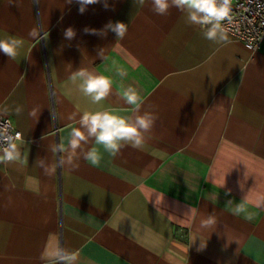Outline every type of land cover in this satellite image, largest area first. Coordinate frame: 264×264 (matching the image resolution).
Listing matches in <instances>:
<instances>
[{
	"label": "crops",
	"instance_id": "crops-1",
	"mask_svg": "<svg viewBox=\"0 0 264 264\" xmlns=\"http://www.w3.org/2000/svg\"><path fill=\"white\" fill-rule=\"evenodd\" d=\"M107 4L0 0V39L23 40L15 60L0 52V114L21 132L20 159L0 164V264H47L57 245L77 264H264V44H216L151 0ZM117 21L122 40L85 31ZM80 68L112 80L106 100L79 92ZM129 86L158 117L143 147L89 140L99 164L77 150L60 166L83 112L133 114Z\"/></svg>",
	"mask_w": 264,
	"mask_h": 264
},
{
	"label": "clouds",
	"instance_id": "clouds-1",
	"mask_svg": "<svg viewBox=\"0 0 264 264\" xmlns=\"http://www.w3.org/2000/svg\"><path fill=\"white\" fill-rule=\"evenodd\" d=\"M38 2V0H37ZM73 0H68L72 3ZM79 5L78 11L83 14L89 5L101 3L102 0H75ZM140 6H143L146 0H134ZM232 0H151V10L154 14L166 16L171 8H176L184 14L185 21L190 26H198L203 32L205 39L216 44H226L229 42L225 23L232 24L231 15ZM103 5L107 9V0H103ZM92 34H106L111 31L117 39H123L127 33V25L123 22H109L102 30L85 29ZM31 36L32 33L30 32ZM76 32L69 27L65 30L66 39L75 38ZM23 46V40L14 36L0 39V52L5 54L9 59L15 60L18 50ZM102 50L98 53L102 57ZM124 76L123 71L118 73ZM72 82L77 86L80 93L89 98L92 104H100L106 100L112 91V80L104 75L97 74L88 69L80 68L71 76ZM125 103L133 106V114L130 116H121L116 114L112 109L105 108L96 111H85L78 121L79 127L72 129L71 139L68 146L67 160L62 159L59 163L63 166L73 164V155L77 150L83 153V158L97 165L100 162L101 155L95 147L85 151L83 144H88L89 140H94L96 145L103 146L104 150L115 155L124 146H131L134 149H141L146 138L151 133L157 115L153 112L140 113L139 108L142 104V98L138 91L129 86L122 93ZM20 109H17V113ZM20 134L13 136L8 130L7 125H0V164H9L20 159L21 153L16 141ZM58 151L64 152L65 149L60 146ZM41 167L44 168L43 163ZM54 170V169H53ZM47 173L48 169L44 168ZM243 211L242 206L237 208V212ZM47 264H77L79 260L78 251H69L59 245L42 257Z\"/></svg>",
	"mask_w": 264,
	"mask_h": 264
},
{
	"label": "built area",
	"instance_id": "built-area-1",
	"mask_svg": "<svg viewBox=\"0 0 264 264\" xmlns=\"http://www.w3.org/2000/svg\"><path fill=\"white\" fill-rule=\"evenodd\" d=\"M231 8L233 22L224 25L227 33L249 50H257L264 44V0H232ZM0 125H7L13 136L19 133L21 138L20 130L10 117L0 114Z\"/></svg>",
	"mask_w": 264,
	"mask_h": 264
}]
</instances>
